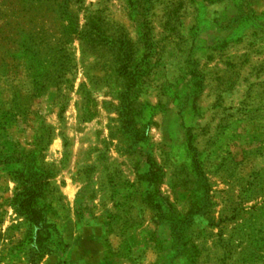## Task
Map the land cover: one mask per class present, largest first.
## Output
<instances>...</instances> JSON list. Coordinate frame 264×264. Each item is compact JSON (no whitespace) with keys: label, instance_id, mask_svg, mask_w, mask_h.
<instances>
[{"label":"rangeland","instance_id":"374dc122","mask_svg":"<svg viewBox=\"0 0 264 264\" xmlns=\"http://www.w3.org/2000/svg\"><path fill=\"white\" fill-rule=\"evenodd\" d=\"M0 264H264V0H0Z\"/></svg>","mask_w":264,"mask_h":264},{"label":"crops","instance_id":"0c3cea01","mask_svg":"<svg viewBox=\"0 0 264 264\" xmlns=\"http://www.w3.org/2000/svg\"><path fill=\"white\" fill-rule=\"evenodd\" d=\"M170 57H171V55H170ZM172 62L170 61V64H171ZM73 183L74 182H72V184H69V183H67L66 184V189H69L70 187V185L72 186L73 185ZM63 194H64V196L68 199V197H67V193L66 192H63ZM73 227H74V221H70V222H68L66 225H65V230H64V236H65V238L68 240V241H71V242H74L75 240H76V228L75 229H73ZM74 230V231H73ZM72 232H73V234H72Z\"/></svg>","mask_w":264,"mask_h":264}]
</instances>
